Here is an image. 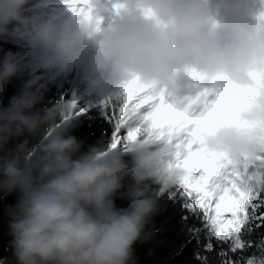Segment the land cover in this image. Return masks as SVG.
I'll list each match as a JSON object with an SVG mask.
<instances>
[{
  "label": "clouds",
  "instance_id": "clouds-1",
  "mask_svg": "<svg viewBox=\"0 0 264 264\" xmlns=\"http://www.w3.org/2000/svg\"><path fill=\"white\" fill-rule=\"evenodd\" d=\"M30 4L0 0V39L23 41L63 67L88 61L108 98L133 81L176 103L205 88L248 92L233 119L201 128L200 146L247 169L253 196L264 191V3L86 0L62 23L27 15ZM23 71V57L8 53L0 63V92ZM33 87L29 81L0 109V192L20 193L9 224L16 264H137L135 245L146 242L159 199L186 176L175 166V142L193 125L185 121L170 133L129 107L120 122L141 129L135 140L81 153L67 134L79 99L34 112L41 97ZM25 133L38 140L36 152L27 142L6 151ZM127 176L134 181L130 204L118 209L113 197Z\"/></svg>",
  "mask_w": 264,
  "mask_h": 264
},
{
  "label": "snow or ice",
  "instance_id": "snow-or-ice-1",
  "mask_svg": "<svg viewBox=\"0 0 264 264\" xmlns=\"http://www.w3.org/2000/svg\"><path fill=\"white\" fill-rule=\"evenodd\" d=\"M247 96L245 91L225 93L205 88L176 103L167 94L151 93L133 81L116 97L104 101L112 148L140 135V128L121 127L120 116L129 107L140 110L153 127L167 126L170 133L185 121L193 125L187 136L175 142V166L183 168L186 176L167 192V198L183 210L188 242H197L198 264H264V239L258 243L251 239L254 231L264 230V191L253 196L247 169L208 156L200 146L201 128L233 119ZM254 246L261 255H245Z\"/></svg>",
  "mask_w": 264,
  "mask_h": 264
},
{
  "label": "trees",
  "instance_id": "trees-1",
  "mask_svg": "<svg viewBox=\"0 0 264 264\" xmlns=\"http://www.w3.org/2000/svg\"><path fill=\"white\" fill-rule=\"evenodd\" d=\"M49 2V0H31L26 14L54 20L51 16L53 11L44 7ZM10 52L23 57L25 71L4 85V90L0 92V109L10 107L13 97L21 95L25 85L32 81L34 83L32 90L41 97L40 102L33 109L34 112L43 113L44 110L61 101L67 102L74 96L79 99V114L67 126V134L75 137L81 144V153H87L93 148L103 149L109 146L111 126L107 123L104 112V101L108 97L100 85L101 74L95 72L89 62L77 67L76 87L72 90L67 80L69 72L49 54L34 51L23 41L9 39L5 42L0 39V63ZM89 101L92 104L86 105L85 102ZM25 142L32 152L38 150V140L25 133L13 137L6 145V151L15 150ZM124 159L131 166V157L125 156ZM122 184L123 188L113 197L118 209L129 207L130 200L127 194L134 181L127 176L122 180ZM19 197L18 191L8 194L0 192V261L3 264H16L9 224L10 210L16 207ZM182 212L178 204L167 198V193L159 199L158 211L147 225L146 242L135 245L137 264H198L197 242L195 240L188 242L181 218ZM262 232L264 230L257 229L251 235V239L258 243L264 239ZM245 255L259 257L261 250L254 246Z\"/></svg>",
  "mask_w": 264,
  "mask_h": 264
},
{
  "label": "rangeland",
  "instance_id": "rangeland-1",
  "mask_svg": "<svg viewBox=\"0 0 264 264\" xmlns=\"http://www.w3.org/2000/svg\"><path fill=\"white\" fill-rule=\"evenodd\" d=\"M258 2H262V0H258ZM74 79H75V75H74V71L71 70V73L69 74V77L67 78L68 80V84H69V87L72 89L74 88L75 86V82H74ZM86 105H89V104H92L90 102H85Z\"/></svg>",
  "mask_w": 264,
  "mask_h": 264
}]
</instances>
